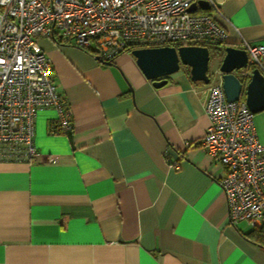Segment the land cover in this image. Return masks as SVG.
I'll list each match as a JSON object with an SVG mask.
<instances>
[{"label":"crops","instance_id":"obj_1","mask_svg":"<svg viewBox=\"0 0 264 264\" xmlns=\"http://www.w3.org/2000/svg\"><path fill=\"white\" fill-rule=\"evenodd\" d=\"M215 1L223 49L264 44V0ZM38 44L72 128L51 132L55 111L42 109L41 157L0 161V264H264L254 226L227 215L225 168L201 145L205 83L182 66L155 88L130 51L104 64L72 42ZM253 123L264 142V110Z\"/></svg>","mask_w":264,"mask_h":264},{"label":"built area","instance_id":"obj_2","mask_svg":"<svg viewBox=\"0 0 264 264\" xmlns=\"http://www.w3.org/2000/svg\"><path fill=\"white\" fill-rule=\"evenodd\" d=\"M212 11L220 14L215 0H0V161L41 157L34 126L42 109L55 111L51 132L66 134L72 128L70 109L56 90L51 60L38 38L72 42L103 61L134 48L225 43L226 29ZM241 48L248 60L240 75L249 80L254 68L264 75V44L242 39ZM208 76L209 125L201 145L225 168L220 184L230 221L257 226L264 217V142L245 99H226L217 67Z\"/></svg>","mask_w":264,"mask_h":264},{"label":"water","instance_id":"obj_3","mask_svg":"<svg viewBox=\"0 0 264 264\" xmlns=\"http://www.w3.org/2000/svg\"><path fill=\"white\" fill-rule=\"evenodd\" d=\"M203 9H208L206 1H200ZM195 10V5L190 7ZM130 53L135 57L136 64L145 77L152 81L155 88L165 85L168 76L177 72L182 66L189 69L193 81L209 82V48L203 45H180L134 48ZM97 59H99L96 56ZM111 64L112 61H103ZM248 54L245 49L234 45H226L217 63L221 73L222 85L228 101L245 99L253 114L264 110V75L258 68L252 70L249 80H244L237 74V70L247 65Z\"/></svg>","mask_w":264,"mask_h":264},{"label":"rangeland","instance_id":"obj_4","mask_svg":"<svg viewBox=\"0 0 264 264\" xmlns=\"http://www.w3.org/2000/svg\"><path fill=\"white\" fill-rule=\"evenodd\" d=\"M206 47L209 48L210 51V62H209V71L213 70L216 66L217 63L219 62V57L218 54L223 51V48L220 43L216 42H203ZM179 44H175V46H178ZM237 74L245 80L243 76L240 75V70L236 71Z\"/></svg>","mask_w":264,"mask_h":264},{"label":"trees","instance_id":"obj_5","mask_svg":"<svg viewBox=\"0 0 264 264\" xmlns=\"http://www.w3.org/2000/svg\"><path fill=\"white\" fill-rule=\"evenodd\" d=\"M188 44L205 46L203 42H188ZM50 130L55 131L54 122L52 123ZM247 235L257 241L259 244L264 245V222L260 226H254L253 229L249 233H247Z\"/></svg>","mask_w":264,"mask_h":264}]
</instances>
